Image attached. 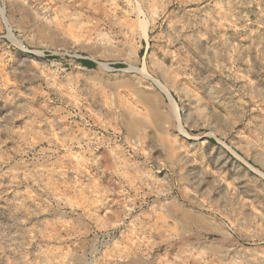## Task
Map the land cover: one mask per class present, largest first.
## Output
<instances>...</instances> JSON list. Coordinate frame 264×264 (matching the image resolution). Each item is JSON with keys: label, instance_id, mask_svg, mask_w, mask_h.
Returning a JSON list of instances; mask_svg holds the SVG:
<instances>
[{"label": "rangeland", "instance_id": "374dc122", "mask_svg": "<svg viewBox=\"0 0 264 264\" xmlns=\"http://www.w3.org/2000/svg\"><path fill=\"white\" fill-rule=\"evenodd\" d=\"M0 264H264V0H0Z\"/></svg>", "mask_w": 264, "mask_h": 264}, {"label": "bare ground", "instance_id": "6f19581e", "mask_svg": "<svg viewBox=\"0 0 264 264\" xmlns=\"http://www.w3.org/2000/svg\"><path fill=\"white\" fill-rule=\"evenodd\" d=\"M225 257V256H224Z\"/></svg>", "mask_w": 264, "mask_h": 264}]
</instances>
